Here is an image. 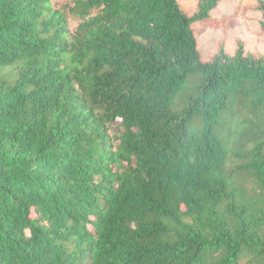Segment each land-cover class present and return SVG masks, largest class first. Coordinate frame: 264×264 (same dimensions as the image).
Instances as JSON below:
<instances>
[{
    "label": "trees",
    "instance_id": "1",
    "mask_svg": "<svg viewBox=\"0 0 264 264\" xmlns=\"http://www.w3.org/2000/svg\"><path fill=\"white\" fill-rule=\"evenodd\" d=\"M222 1L0 0V264H264V56L203 57Z\"/></svg>",
    "mask_w": 264,
    "mask_h": 264
},
{
    "label": "rangeland",
    "instance_id": "2",
    "mask_svg": "<svg viewBox=\"0 0 264 264\" xmlns=\"http://www.w3.org/2000/svg\"><path fill=\"white\" fill-rule=\"evenodd\" d=\"M199 0H178L179 5L193 14ZM261 0H226L214 11L218 18H225L219 27L208 22L196 26L198 43L205 59L210 58L222 42L226 52L234 54L239 41L245 44V51L264 56V31L260 19L262 13L255 9ZM212 22L215 19H211Z\"/></svg>",
    "mask_w": 264,
    "mask_h": 264
}]
</instances>
